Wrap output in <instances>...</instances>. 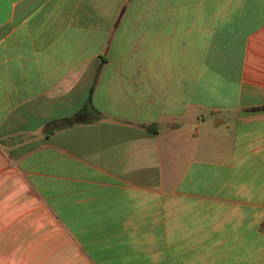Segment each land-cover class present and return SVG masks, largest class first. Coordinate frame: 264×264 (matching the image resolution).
Returning a JSON list of instances; mask_svg holds the SVG:
<instances>
[{"label":"crops","instance_id":"1","mask_svg":"<svg viewBox=\"0 0 264 264\" xmlns=\"http://www.w3.org/2000/svg\"><path fill=\"white\" fill-rule=\"evenodd\" d=\"M0 264H264V0H0Z\"/></svg>","mask_w":264,"mask_h":264},{"label":"rangeland","instance_id":"2","mask_svg":"<svg viewBox=\"0 0 264 264\" xmlns=\"http://www.w3.org/2000/svg\"><path fill=\"white\" fill-rule=\"evenodd\" d=\"M204 131V130H203ZM180 132V136L181 137H183V129L182 130H180L179 131ZM189 133H192L191 131L189 132ZM203 134V132H201V134L199 135V137L197 136V138H195L193 141H195L196 142V144L198 145V146H200L202 143H201V140L203 139V136L204 135H202ZM194 143V142H193Z\"/></svg>","mask_w":264,"mask_h":264}]
</instances>
